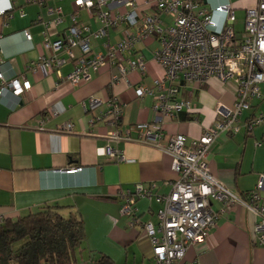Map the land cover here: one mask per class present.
I'll use <instances>...</instances> for the list:
<instances>
[{"label":"crops","instance_id":"obj_1","mask_svg":"<svg viewBox=\"0 0 264 264\" xmlns=\"http://www.w3.org/2000/svg\"><path fill=\"white\" fill-rule=\"evenodd\" d=\"M142 14L158 12V0H132ZM256 0H208L210 6L231 3L237 9H249ZM12 7L0 14V72L6 79L20 78L31 82V89L16 96L11 92L0 97V224L7 218L16 219L37 212L47 205L64 206V212L76 211L85 221L87 239L78 249L76 264H94L101 253L115 261L123 259L131 264H155L149 238L143 237L141 226H131L129 218L120 213V193L133 189L142 182L155 183L159 194L170 192L176 173L172 169L170 155L137 140L112 143L131 161H117L102 153L108 143L106 135L115 126L106 121L91 123L95 115L107 111L115 97L124 104L123 116L118 125L130 130L138 139L135 124L151 122L155 95L140 96L139 85L154 87L163 78L164 67L154 57L160 46L158 39L146 38L135 48L124 53L126 62L135 55L145 59L146 70H135L126 79L112 83L113 65L102 67L92 79L73 85L66 80L74 66L68 62L60 73L50 74L34 66L43 56L52 57L54 51L44 43L63 38L76 23L89 26L92 31L102 26L95 11L79 8L76 0H0V8ZM63 7L62 21L55 24V14L50 7ZM125 6L112 5L115 13L127 12ZM244 10V11H245ZM77 12L76 21L72 16ZM246 12V11H245ZM164 25L172 23V17L160 13ZM246 16V15H245ZM221 25L223 15L215 14ZM163 25V26H164ZM126 22L109 27L103 38H91L92 53H105L125 34L136 32ZM238 32L244 29L238 28ZM26 31L31 34L27 38ZM73 54L80 56V48ZM0 78V88L2 85ZM237 79L222 80L212 76L207 81L184 85L179 97L193 101V111L180 114L179 119L166 120V136L184 134L188 141L198 139L205 129L217 120V105L231 106L237 92ZM264 95V83L261 85ZM95 96L99 105L85 110L84 103ZM264 113V99L255 98L250 109L240 118V127L234 133H221L212 143L208 162L214 176L235 194L247 197L264 172V124L249 131L248 119ZM73 123V133L59 131V127ZM80 168L75 173L63 172ZM264 197V190L262 192ZM222 204L213 202V209L220 211ZM143 221L157 223V211L161 207L155 199L142 198L136 203ZM228 213H222L216 226L210 231L207 248L191 246L187 264H264V245L256 242L257 216L243 204H236ZM97 230V231H92ZM138 258L141 259L140 261Z\"/></svg>","mask_w":264,"mask_h":264},{"label":"built area","instance_id":"obj_2","mask_svg":"<svg viewBox=\"0 0 264 264\" xmlns=\"http://www.w3.org/2000/svg\"><path fill=\"white\" fill-rule=\"evenodd\" d=\"M40 5L44 0H36ZM158 12L142 14L138 5L132 0H76L79 8L95 11L102 26L96 31L87 25L76 23L68 29L65 36L55 42L46 39L47 47L54 51L52 57L41 58L34 68L50 74L60 73L61 66L73 63V70L66 80L73 85L93 78L102 67L113 65L112 83L126 79L135 71H145L146 61L143 56L135 55L126 62L124 53L132 50L146 40L154 37L160 46L155 49L154 57L164 69L163 78L156 80L154 87L139 85L138 94L155 95L154 112L156 117L151 122L135 124L138 139L131 137L130 130L123 131L118 126L124 112V104L113 97L107 111L95 115L91 123L106 121L115 126L106 138L108 143L102 153L117 161H131L112 143L137 140L143 144L170 155L172 169L176 179L171 182L172 188L167 194L156 193L155 183L138 182L133 189L120 193V213L129 218L131 226H141L143 237L150 239L155 264H187L186 253L191 246H201V253L207 248L211 230L216 226L222 213H228L234 205L243 204L257 216L255 223L256 242L264 245V172L257 180L255 188L247 197L239 196L221 183L212 173L208 157L212 143L221 133H234L239 130L240 118L245 110L252 107L255 98L264 99L261 85L264 83V0H256L247 8L244 29H236V9L231 3L210 6L204 0H158ZM112 5L125 6L127 12L115 13ZM12 7L9 3L0 8V14ZM49 11L56 15L54 23L62 21L63 7L55 5ZM172 17V23L164 25L160 13ZM223 15V22L215 14ZM78 14L72 18L76 21ZM126 22L130 27H138L136 32L126 33L120 42L109 45L105 53H92L91 38H103L109 27ZM164 25V26H163ZM27 38L31 34L26 31ZM79 47L80 56L73 54V48ZM216 76L222 80L237 79V92L234 103L226 106L217 105V120L208 126L198 139L188 141L184 134L166 136V120L179 119L180 114L192 112L193 101L179 97L187 83H203ZM0 97L5 92L21 96L22 92L31 89V82L20 78L6 79L0 72ZM84 103L85 110L95 109L99 99L89 98ZM264 124V113L254 116L246 122L249 131ZM74 124L69 122L59 131L73 133ZM80 168H70L63 172L75 173ZM155 199L161 204L158 209L157 223L143 221L138 214L136 203L139 199ZM222 205L215 211L213 202Z\"/></svg>","mask_w":264,"mask_h":264},{"label":"trees","instance_id":"obj_3","mask_svg":"<svg viewBox=\"0 0 264 264\" xmlns=\"http://www.w3.org/2000/svg\"><path fill=\"white\" fill-rule=\"evenodd\" d=\"M47 205L37 212L0 224V264H76L87 239L80 213ZM101 253L94 264H115Z\"/></svg>","mask_w":264,"mask_h":264},{"label":"rangeland","instance_id":"obj_4","mask_svg":"<svg viewBox=\"0 0 264 264\" xmlns=\"http://www.w3.org/2000/svg\"><path fill=\"white\" fill-rule=\"evenodd\" d=\"M245 9H237V11H236V15H237V22H235L236 23V26L238 27V28H243V26H244V21H245V15H246V12L244 11ZM92 231H97V230H92ZM133 259V254L132 253H130V255H129V258H128V260H129V263L131 264L132 263V260ZM139 260H136V261H140L141 262V259L140 258H138ZM154 262V261H153ZM118 264H125V261L123 260V259H121L119 262H118Z\"/></svg>","mask_w":264,"mask_h":264},{"label":"water","instance_id":"obj_5","mask_svg":"<svg viewBox=\"0 0 264 264\" xmlns=\"http://www.w3.org/2000/svg\"><path fill=\"white\" fill-rule=\"evenodd\" d=\"M204 1L208 3V0H204Z\"/></svg>","mask_w":264,"mask_h":264}]
</instances>
